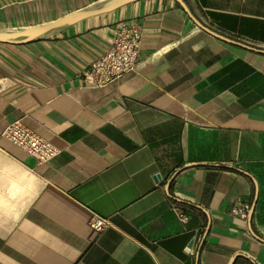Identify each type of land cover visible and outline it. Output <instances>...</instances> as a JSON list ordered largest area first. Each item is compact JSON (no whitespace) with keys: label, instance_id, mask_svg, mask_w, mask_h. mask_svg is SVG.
Wrapping results in <instances>:
<instances>
[{"label":"crops","instance_id":"obj_1","mask_svg":"<svg viewBox=\"0 0 264 264\" xmlns=\"http://www.w3.org/2000/svg\"><path fill=\"white\" fill-rule=\"evenodd\" d=\"M103 1L0 0V30ZM184 1L254 49L176 0L0 42V264H264V0ZM123 22L144 32L136 69L88 86ZM15 120L60 152L39 163L2 135Z\"/></svg>","mask_w":264,"mask_h":264},{"label":"built area","instance_id":"obj_2","mask_svg":"<svg viewBox=\"0 0 264 264\" xmlns=\"http://www.w3.org/2000/svg\"><path fill=\"white\" fill-rule=\"evenodd\" d=\"M143 38L144 32L139 25L121 23L110 48L95 58L90 68L84 71L82 78L86 84L91 87H104L135 70L140 60ZM2 135L36 158L39 163L52 160L60 152L54 143L27 127L22 120L11 122ZM232 212L248 219L251 205L237 201ZM178 215L180 220H187V216L182 211H178ZM91 225L95 230L102 231L109 225V221L102 217H95Z\"/></svg>","mask_w":264,"mask_h":264},{"label":"water","instance_id":"obj_3","mask_svg":"<svg viewBox=\"0 0 264 264\" xmlns=\"http://www.w3.org/2000/svg\"><path fill=\"white\" fill-rule=\"evenodd\" d=\"M134 1H136V0H106V1L100 2L96 5L90 6L88 8L78 10L76 12L68 14V15H66V16H64V17H62V18H60L54 22L48 23V24L34 26V27H30V28H27L24 30H19V31L0 30V42L8 43V44H25V43H28V42L35 40L36 38L46 34L47 32H49L51 30L75 24L81 20L88 18V17L112 12V11L117 10L118 8L124 6L128 3L134 2ZM176 1L184 8V10L190 16V18L198 26H200L204 30H206V31L210 32L211 34L218 36L224 40L232 41V42L239 44L241 46L254 49L251 46H248L246 44L231 40V39L215 32V31H213L212 29L208 28L193 14V12L190 10L189 6L187 5V3L184 0H176ZM160 177L161 176L158 175V178H160ZM252 214H253V210L251 212V217H252Z\"/></svg>","mask_w":264,"mask_h":264}]
</instances>
